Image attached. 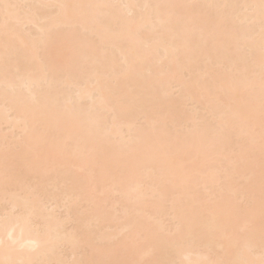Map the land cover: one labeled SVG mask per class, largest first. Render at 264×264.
Wrapping results in <instances>:
<instances>
[{"label": "bare ground", "instance_id": "1", "mask_svg": "<svg viewBox=\"0 0 264 264\" xmlns=\"http://www.w3.org/2000/svg\"><path fill=\"white\" fill-rule=\"evenodd\" d=\"M0 264H264V0H0Z\"/></svg>", "mask_w": 264, "mask_h": 264}]
</instances>
